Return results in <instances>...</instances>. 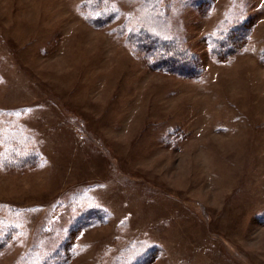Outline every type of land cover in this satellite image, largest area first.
<instances>
[{"label":"rangeland","instance_id":"374dc122","mask_svg":"<svg viewBox=\"0 0 264 264\" xmlns=\"http://www.w3.org/2000/svg\"><path fill=\"white\" fill-rule=\"evenodd\" d=\"M83 1L0 0V154L41 153L0 164V227L16 226L0 264L61 242L56 264L148 248L147 264H264V0H107L117 14L100 26ZM148 1L198 78L149 68L123 40ZM243 21L244 45L213 59L208 36Z\"/></svg>","mask_w":264,"mask_h":264},{"label":"trees","instance_id":"16d2710c","mask_svg":"<svg viewBox=\"0 0 264 264\" xmlns=\"http://www.w3.org/2000/svg\"><path fill=\"white\" fill-rule=\"evenodd\" d=\"M83 13L91 21L92 25H102L109 23L115 16V6L107 0H85L81 3ZM143 9L138 11L136 16L127 15L121 25H129L130 28L125 33L123 40L129 46L132 53L157 71L164 73H176L184 77L196 79L200 76V66L196 61L195 55L185 46L169 36L165 16L160 10L152 8V2L148 1L142 6ZM135 16V17H134ZM245 21L232 25L225 31H219L218 35H209L207 39L208 51L213 59L228 60L237 52L246 42L249 35V27L244 26ZM122 26L120 33H122ZM162 32V33H161ZM161 44H158L157 36H160ZM0 127V136L4 135ZM8 135L19 137L16 131H8ZM31 148L24 147L22 144L7 145L0 154V164L3 168H19L38 164L41 153L35 146ZM15 224H4L0 227V250L6 244L10 230L14 229ZM59 249H62L63 242L58 243L51 252L40 256L31 264H56ZM148 248L139 258L130 257L123 260L122 264H147L150 260ZM31 254V253H30ZM29 254V255H30ZM27 255L26 257H28ZM148 255V257H146ZM25 257V258H26ZM146 257V260L144 258ZM118 261V260H117Z\"/></svg>","mask_w":264,"mask_h":264},{"label":"snow or ice","instance_id":"6c2138e0","mask_svg":"<svg viewBox=\"0 0 264 264\" xmlns=\"http://www.w3.org/2000/svg\"><path fill=\"white\" fill-rule=\"evenodd\" d=\"M17 115H18V113H17Z\"/></svg>","mask_w":264,"mask_h":264}]
</instances>
